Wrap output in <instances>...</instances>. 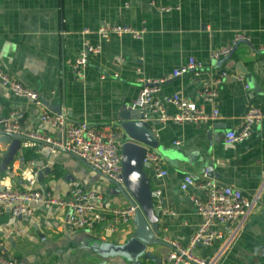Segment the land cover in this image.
<instances>
[{"label": "crops", "instance_id": "obj_1", "mask_svg": "<svg viewBox=\"0 0 264 264\" xmlns=\"http://www.w3.org/2000/svg\"><path fill=\"white\" fill-rule=\"evenodd\" d=\"M104 24L143 33L139 39L122 34L103 40L97 31ZM237 34L248 40L239 42L226 59L210 58L211 51L227 46ZM83 42L100 46V51L89 56L80 74L73 65ZM263 45L264 0H0V68L35 91L51 112H63L74 124L115 129L120 113L137 99L140 79L166 78L189 57L203 69L197 76L188 73L163 83L156 94L161 102L178 94L199 104L197 91L217 70L227 73L214 104L204 105L207 113L218 110L214 122L162 124L154 113L143 119L157 139L154 151L167 175L158 177L150 165L145 169L158 216L156 229L148 225V232L137 237L140 252L124 248L138 232L136 216L111 233L107 223L70 230L63 215L50 206L17 218L0 207V241L6 255L15 264H170L168 242L188 245L200 224L192 197L201 194L194 188L181 191L180 180L185 174L198 179L208 168L217 184L248 198L257 195L258 201L240 228L216 225L221 240L208 248L196 245L194 254L208 259L229 241L218 264H264V122L243 141L224 142L226 131L240 129L249 107L264 109ZM0 106L3 116L17 112L20 124L19 138L0 135V178L9 177L10 185L23 189L17 172L34 161L40 167L39 189L55 198H68L78 183L99 193L105 208L133 202L123 186L106 181L67 153L24 147L30 133L59 138L41 123V110L32 102L0 85ZM164 110L176 114L168 103ZM13 140L19 144L12 151Z\"/></svg>", "mask_w": 264, "mask_h": 264}, {"label": "built area", "instance_id": "obj_2", "mask_svg": "<svg viewBox=\"0 0 264 264\" xmlns=\"http://www.w3.org/2000/svg\"><path fill=\"white\" fill-rule=\"evenodd\" d=\"M142 31L137 32L128 26L102 25L98 31V36L107 40L110 35L120 36L129 34L133 38H141ZM248 38L242 34L233 37L230 44L225 47L215 49L210 52V58L214 61L226 59L234 51L235 46ZM264 51V45L260 47ZM100 51V46H91L87 42L82 43V48L73 65L76 72L82 74V70L88 63L90 55H96ZM203 66L194 58L189 57L183 65L172 70L170 76L159 80H143L136 101L131 105V109H137L157 115L160 123H199L214 122L219 117L217 109H212L210 113L205 111L204 105L214 104L217 97V87L226 77L225 70H217L211 80L204 84L198 91L197 97L200 103L186 101L178 94H173L161 102L156 98L160 86L167 80L178 78L191 73L197 76ZM0 85L7 89L14 97L23 98L32 102L41 110L40 121L57 131L58 139L43 137L36 133L28 135L29 142L23 144L24 147L39 146L41 150L50 153L64 152L78 159L97 172L106 181L122 186L121 178V154L120 146L123 143L122 134L115 132L111 125L105 124L99 127L90 126L86 122L71 123L63 112L53 113L45 106L39 95L10 77L0 68ZM164 103H168L176 109V114L170 116L165 113ZM264 122V109L259 107H249L242 117L241 127L238 130H228L224 135L225 144L239 143L250 135L253 128ZM20 124L18 113L13 111L7 116L2 115L0 106V135L4 137H19ZM31 142V143H30ZM145 163L151 166L158 177L167 175V170L161 168L158 154L149 151L145 154ZM25 169H31L32 179L23 176ZM40 167L31 161L26 167L18 170L17 175L24 183L23 189H18L12 185L2 184L0 189V207H7L13 218L21 216H31L38 206H50L63 215L64 223L70 230L74 229H95L98 225L107 223V229L111 233H118L119 229L126 225L135 215L136 204L126 207H103L101 206V195L93 190H87L78 183H73L69 196L66 199L55 198L52 195L41 191L38 187V177ZM179 188L186 191L189 188L196 189L201 197H192L197 215L200 217L198 225L190 243L186 246L176 241H169V253L167 259L170 264H218L225 246L229 241L208 259H203L194 254L196 245L211 247L216 241L221 240L220 230L215 226L231 227L236 231L242 222L252 213L257 204L258 196L251 198L244 196L240 190L219 185L209 174V169L205 168L198 179L191 175H183ZM234 235V232L231 236ZM16 260L6 255L3 242L0 241V264H15ZM136 264H144L138 261Z\"/></svg>", "mask_w": 264, "mask_h": 264}, {"label": "water", "instance_id": "obj_3", "mask_svg": "<svg viewBox=\"0 0 264 264\" xmlns=\"http://www.w3.org/2000/svg\"><path fill=\"white\" fill-rule=\"evenodd\" d=\"M134 110H123L119 115V122H117L115 129L123 134V143L120 146L122 186L131 197L133 201L131 204L137 205L134 217L138 218V232L124 245V248L137 254L142 249V244L137 237H142L148 232V225L156 229L158 211L154 209L153 205L155 194L151 191L145 171L149 165L143 160L147 152L156 151L157 139L149 125L143 121L145 112L136 109V115L132 112ZM8 138L17 139L19 137ZM18 144V140H13L10 149L15 150L14 146L16 145L17 148ZM137 262L135 261L133 264Z\"/></svg>", "mask_w": 264, "mask_h": 264}, {"label": "clouds", "instance_id": "obj_4", "mask_svg": "<svg viewBox=\"0 0 264 264\" xmlns=\"http://www.w3.org/2000/svg\"><path fill=\"white\" fill-rule=\"evenodd\" d=\"M3 51H4V55L8 54L7 47H5ZM23 176L26 179H32L31 169H25V171L23 172ZM10 183H11V180L9 177L0 178V184L9 185Z\"/></svg>", "mask_w": 264, "mask_h": 264}]
</instances>
